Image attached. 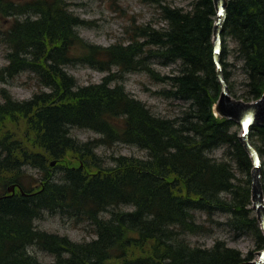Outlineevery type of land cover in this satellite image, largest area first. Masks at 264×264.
<instances>
[{
    "label": "trees",
    "instance_id": "1",
    "mask_svg": "<svg viewBox=\"0 0 264 264\" xmlns=\"http://www.w3.org/2000/svg\"><path fill=\"white\" fill-rule=\"evenodd\" d=\"M216 14L213 0H194L191 11L165 7L167 28L161 31L142 28L130 45L104 48L80 38L74 28L84 21L75 17L65 0L27 3L0 0V15L12 18L2 33L10 52L9 64L0 68V83L29 71L48 88L22 102L12 100L6 96L8 92L2 91L0 264H42L34 254L28 253L32 245L54 255L55 261L49 264H239L243 261L240 251L222 241L208 249L193 247L181 239L180 232L208 231L206 225L197 222L194 211L198 210L209 216L216 211H228L233 216L232 227L253 234L258 245L264 246V235L248 209L251 189L246 187L247 198L241 196L248 201L239 202L235 195L225 199L229 208H224L219 196L234 186L230 180L232 169L229 162L212 164L213 158L204 153L209 148L227 147L229 154L238 159L239 167L243 168V164L249 169L253 167L239 142L236 121L219 119L212 111L222 91L212 46ZM225 30L224 76L236 96L230 69L233 64L228 60L230 45L226 37H229L235 42L240 68L246 76V89L241 96L247 101L257 99L264 92V0H230ZM139 38L148 40L139 42ZM152 42L159 46L151 50ZM76 50L80 51L78 57L83 62L102 71L113 65L125 71L134 70L147 59V72L155 81L162 80L151 67L153 60L166 65L176 64L178 59L191 60L190 66H180L179 73L169 77L172 89L167 94L191 101L194 112L179 118L181 128H176L177 123L155 116L123 86H112L113 75L102 83L80 86L66 70L78 58ZM142 54L145 58L140 60ZM188 120L190 124L186 123ZM74 127L101 134L102 143L118 141L150 149L156 160L120 156L110 172H98L87 164L82 167L77 162L83 148L94 151L97 143L80 141L84 146L78 145V139L71 135ZM181 137L190 139L183 142ZM252 137L264 155V126H256ZM70 158L76 162L72 163ZM52 160H57L55 168L63 173L62 177H56L52 171ZM30 164L43 171L44 180L38 189L30 186L31 182L30 187L24 184L27 177L24 169ZM13 183L20 184L29 195L18 192L8 196L6 191ZM237 189L240 194L243 188ZM122 205L134 209L123 210ZM44 211L86 221L92 219L97 239L77 243L67 236L41 233L35 221ZM103 213L111 215L107 221L100 219L99 214Z\"/></svg>",
    "mask_w": 264,
    "mask_h": 264
},
{
    "label": "rangeland",
    "instance_id": "2",
    "mask_svg": "<svg viewBox=\"0 0 264 264\" xmlns=\"http://www.w3.org/2000/svg\"><path fill=\"white\" fill-rule=\"evenodd\" d=\"M17 3L30 2L32 0H15ZM69 5L75 17H79L84 23L78 27L75 26L80 38L87 44L98 47H110L112 45L128 46L132 40L136 39L137 33L142 28H148V31H161L168 27V22L161 16L163 5L166 7L181 8L185 11L193 9L194 0H65ZM165 7L163 9L164 16ZM33 14V13H32ZM12 18L0 15V68L8 64L7 53L8 47L3 39L2 33L6 31ZM139 42H144L146 39L139 38ZM151 41V40H149ZM153 47L156 49L159 46L152 42ZM230 54L228 57L229 63H232L231 73L233 75L232 81L234 82L235 92L240 99L244 93V83L246 76L240 68V60L237 58L236 45L231 41ZM149 46V45H148ZM83 49L82 46H78ZM147 51V46H144ZM76 57L80 51L76 50ZM144 56V55H143ZM182 61H177L176 64L164 65L163 63L153 60L152 69L162 81H155L150 77L147 72V59L142 61L134 70L125 71L118 66H112L109 70H99L91 67L86 62H83L80 57L66 67L67 71L76 79L77 83L81 86L102 83L103 80L113 75L114 78L110 82L111 85L123 86L127 93L135 99L141 101L148 107L155 116H162L167 119L173 120L178 125L179 118L189 116L193 111V103L189 100H181L171 98L167 92L172 89L170 76L179 73ZM181 75V74H180ZM167 77L164 79L163 77ZM46 86L39 81L37 77L29 72L24 71L17 76L10 78L7 82L0 83V101H4L2 91L5 90L6 96L8 95L14 101H28L33 98L35 94L45 92ZM177 121V122H176ZM235 131L240 133V130L235 127ZM71 135L78 139L77 144L84 146L82 143H92L95 141L96 148L93 150L87 147L83 148V153L79 157L77 163L83 167L85 164L89 165L92 169H103L106 167L115 166V159L120 156H127L134 159H149L150 153L147 149L140 147L137 144H129L125 142H109L102 143V135L89 129L74 127L71 129ZM82 143H81V142ZM77 144L75 146H77ZM80 147V146H79ZM207 155L217 162H229L232 171L235 174L234 185L243 188L238 192L237 187L234 192H223L222 195L226 199H232L235 195L237 199L241 197V193L246 190V187L251 185V171L243 164V168L238 166L237 158L229 154L227 147L217 148L207 151ZM73 159V158H70ZM72 163L76 162L75 159L70 160ZM122 162H120L121 165ZM123 164V163H122ZM54 167V166H53ZM262 167L264 173V155L262 156ZM26 177L24 184L28 187L34 186L38 189L41 182H43V171L28 165L24 169ZM57 177H62L57 168L52 169ZM31 182V185L30 183ZM30 185V186H29ZM37 191V190H36ZM250 200L252 203L251 190ZM1 194V190H0ZM248 195V191H247ZM124 210H132L133 206H120ZM228 209L229 206L224 205ZM251 207V206H250ZM196 214L197 222L207 225L209 228L206 232L200 233H182L180 232L181 239H184L193 247L211 249L215 246L217 241L224 242L228 247L239 250L243 258L256 260L258 252L263 248L258 245L254 235L250 233H241L240 230L232 228L230 221L232 214L228 211H216L212 216H208L203 211H194ZM43 215L35 221L37 230L45 231L49 234H57L63 237H68L77 243L91 242L97 239L96 227L92 219L89 221L76 219L73 217L65 216L60 213H51L44 211ZM251 218H255V212H251ZM100 217L108 220L110 214H99ZM29 251L34 254L37 259L43 264H49L55 261L52 253L42 250L38 246H29ZM117 250V249H114ZM115 252V251H113Z\"/></svg>",
    "mask_w": 264,
    "mask_h": 264
},
{
    "label": "water",
    "instance_id": "3",
    "mask_svg": "<svg viewBox=\"0 0 264 264\" xmlns=\"http://www.w3.org/2000/svg\"><path fill=\"white\" fill-rule=\"evenodd\" d=\"M217 10L219 11V19L215 26V34L216 37L218 36V32L220 30V23L221 19L223 20L227 16V7H228V1L227 0H214ZM219 52V51H218ZM217 52V53H218ZM216 63L219 66V55H216ZM219 72V71H218ZM221 72V70H220ZM220 78L222 80L221 74ZM232 107L233 109H229L228 107ZM226 109L228 112L226 113L224 111ZM239 109L246 110V112L250 113L252 116L248 118H242L239 114ZM232 110V111H231ZM215 113L220 116L221 118H227L231 120L237 121L239 124H241L244 127V133L240 136L241 144L243 145L246 152L251 157L252 161L255 163V167L253 169V201L255 202L254 209L257 212V218L258 221L264 230V212H261V210H264L260 207H258L257 200H261V194L258 193V189H261L260 181L262 176L261 171V157L257 151V149L254 147L253 143L251 142L250 134L252 127L255 124H263L264 125V93L263 95L256 101L247 103L241 100L234 99L230 94V89L227 86V84L223 83V91L221 92L220 99L218 103L214 107ZM249 116V115H248ZM14 187H12V190ZM260 258L256 260L255 262H245L242 264H264V251L259 253Z\"/></svg>",
    "mask_w": 264,
    "mask_h": 264
},
{
    "label": "bare ground",
    "instance_id": "4",
    "mask_svg": "<svg viewBox=\"0 0 264 264\" xmlns=\"http://www.w3.org/2000/svg\"><path fill=\"white\" fill-rule=\"evenodd\" d=\"M2 2H3V0H1ZM228 1V7H229V2H230V0H227ZM29 2V1H28ZM25 3H27V2H25ZM59 3V2H58ZM62 3V2H61ZM213 4H214V7H215V11H216V17H215V23H214V28H213V31H212V46H213V49H214V63H215V65H216V67H217V78H218V81H219V83L221 84V89H222V91H223V83H225V84H227V86L229 87V89L231 88V86H230V84H229V82L226 80V78H225V76H224V67H223V64H222V53H223V45L225 44V33H226V30H225V28H226V22H227V17H228V7H227V16L222 20L221 19V23L219 24L221 27H220V30L219 31H217L218 32V36L216 37V34H215V26H216V23L218 22V19H219V11L217 10V6H216V4H215V2H214V0H213ZM2 5V4H1ZM3 6V5H2ZM164 7H166V6H163L162 7V10H161V16H162V18L164 17L163 16V9H164ZM174 8V7H173ZM6 15H7V13H6ZM8 15H9V13H8ZM13 15V14H12ZM30 20V19H29ZM75 29V28H74ZM24 37V36H23ZM226 39H228V43H229V45L231 44V38H227L226 37ZM234 42V41H233ZM235 43V42H234ZM230 47H231V45H230ZM162 48V47H161ZM10 49V48H9ZM16 49V48H15ZM235 50H236V52L238 51L236 48H235ZM140 51V50H139ZM219 51V52H218ZM218 52V53H217ZM137 53H139L138 51H137ZM141 53V52H140ZM144 53V52H143ZM219 55V66L217 65V63H216V55ZM134 55V54H133ZM143 58H145V56H143V54L141 55V57H140V60H142ZM62 60V59H61ZM60 59H59V61H61ZM146 59H144V60H142V61H145ZM135 61H138V60H135ZM164 61H165V59H164ZM163 61V62H164ZM178 61H182V65L183 66H187V65H189V64H191L192 62H191V60H188L187 59V61H183L182 59H178ZM176 62V61H175ZM60 63V62H59ZM63 63V62H62ZM67 63V62H66ZM61 64V63H60ZM164 65H166V64H164ZM190 66V65H189ZM188 67V66H187ZM190 68V67H189ZM187 70V69H186ZM220 70H221V72H220ZM188 71V70H187ZM219 71V72H218ZM183 73H184V71H183ZM220 74H221V77H222V80H221V78H220ZM183 75V74H182ZM112 86H114V85H112ZM221 91V92H222ZM264 93V92H263ZM262 93V94H263ZM231 94V96L232 97H237V96H234V94L233 93H230ZM219 99H220V97L218 98V100H217V102L214 104V106H213V109H214V107H215V105L218 103V101H219ZM235 99V98H234ZM258 99V98H257ZM236 100H241V101H244V102H247V103H251V101H247V100H245L243 97H240V99H236ZM148 108V107H147ZM229 109H233L232 107H228ZM149 109V108H148ZM224 111L227 113L228 111L226 110V109H224ZM232 111V110H231ZM237 111H239V116L240 117H242V118H248V117H251L252 115L250 114V113H248V112H246V110L244 109V110H242V109H239V110H237ZM152 112V111H151ZM249 115V116H248ZM167 119V118H166ZM224 119H227V118H224ZM168 120H170V119H168ZM228 120H231V119H228ZM171 121H173V120H171ZM233 121H235V120H233ZM174 122V121H173ZM186 123L187 124H190V120H188V121H186ZM257 125H260V126H264L263 124H257ZM187 125H185V124H182V127H186ZM174 127H176V128H181L180 127V125H175ZM187 131V130H186ZM185 131V132H186ZM188 135H190V134H188ZM187 136V135H186ZM188 139H190V137L188 138ZM188 139L187 138H184V137H181V141H183V142H185V141H188ZM193 139V138H192ZM142 146V145H141ZM2 147L0 146V149H1ZM145 149V148H144ZM4 150V149H3ZM148 151H149V153H150V158L149 159H141V158H138V160H144V161H148V160H156V157H155V155H154V153L152 152V150L150 151V149H147ZM209 150H211L210 148L209 149H206L205 151H204V153L205 152H207V151H209ZM246 151V150H245ZM247 153V152H246ZM258 153H259V155H260V157H262L263 155H262V153L260 152V151H258ZM4 154V153H3ZM2 154V155H3ZM248 154V153H247ZM208 156V155H207ZM248 156H249V154H248ZM211 158V157H210ZM211 162H212V164H214V165H218L219 164V162H217L216 160H214V159H211ZM141 163H143V162H141ZM251 163H252V165H253V167L250 169V171H251V185H250V187L249 186H247V187H249V188H251V196H252V203H251V205H252V207L254 208V205H255V202L253 201V192H252V190H253V178H254V174H253V169H254V167H255V163L254 162H252L251 161ZM147 165V164H146ZM111 167H114V166H111ZM111 167H106V168H103V169H97L96 171H98V172H110L111 171ZM117 167V166H116ZM123 167V166H122ZM110 169V170H109ZM114 170V169H113ZM261 171H262V176H261V181H260V188L261 189H258V193H262L261 194V200L260 199H258L257 200V203H258V207H260V208H262V209H264V173H263V169L261 168ZM92 175V174H91ZM232 175H233V179H230V180H232V181H234L235 180V174H234V172L232 171ZM19 177H20V175H18ZM66 176V175H65ZM47 177H50L49 176V174H48V176ZM57 177V176H56ZM52 180V179H51ZM61 180V179H60ZM65 181V180H64ZM57 182V181H56ZM66 182V181H65ZM157 182V181H156ZM54 183V182H53ZM231 183V182H230ZM234 183V182H233ZM52 184V183H51ZM60 184V183H59ZM70 184V183H69ZM234 185V184H233ZM57 186V185H56ZM61 186V185H60ZM64 186H65V184H64ZM68 186V185H67ZM236 186L234 185L232 188H231V191L230 192H234L235 190H234V188H235ZM225 190V189H224ZM247 191H248V188L245 190L244 189V192L243 193H241V196H243V197H248L247 196ZM7 192V191H6ZM220 192V191H219ZM228 192V191H227ZM22 194H25V195H29V194H27L25 191H24V189H23V192H22ZM31 194V193H30ZM20 195V194H19ZM222 195V194H221ZM10 196H12V195H10ZM33 196V195H32ZM16 197V196H15ZM25 197V196H24ZM242 197V198H243ZM219 198H221V200H220V202H221V204L224 206V205H227V206H229L228 205V199L227 200H225L226 198H224L223 196H219ZM217 201H218V199H217ZM246 201H248V200H246ZM128 202V201H127ZM239 202H240V199H239ZM245 203V202H244ZM243 203V204H244ZM220 204V203H219ZM232 204H230V206H231ZM68 206H69V204H68ZM213 206V205H212ZM211 206V207H212ZM217 206V205H216ZM219 206V205H218ZM69 207H71V206H69ZM216 208V207H215ZM72 209V208H71ZM74 209V208H73ZM67 210V209H66ZM68 211V210H67ZM74 211V210H73ZM79 210H77L76 212H78ZM193 211V210H192ZM202 211V210H201ZM69 212H71V211H69ZM131 212V211H130ZM261 212H264V210H261ZM74 213V212H73ZM79 214V213H78ZM82 214H84V213H82ZM86 214V213H85ZM118 214V213H117ZM74 215H76V214H74ZM191 216V215H190ZM238 216V215H237ZM100 217V216H99ZM112 217H114V216H112ZM236 217V216H235ZM190 218V217H189ZM100 219L101 220H106L107 221V219H105V218H102V217H100ZM100 220V221H101ZM192 220H194V219H192ZM105 221V222H106ZM110 221V220H109ZM99 222V221H98ZM114 222V221H113ZM111 223V222H110ZM102 224H104L103 222H101V225ZM98 225V224H97ZM98 226H100V224L98 225ZM98 228H100V227H98ZM169 230V229H168ZM167 230V231H168ZM172 230V229H171ZM38 231H40L41 233L43 232V231H41V230H38ZM174 232V231H173ZM44 233H45V231H44ZM47 234V233H46ZM49 234V233H48ZM174 234V233H173ZM49 235H55V234H49ZM57 235V234H56ZM170 235H172V234H170ZM60 236V235H59ZM57 238V237H56ZM61 238V237H60ZM173 238V237H172ZM60 240V239H59ZM173 240V239H172ZM169 242V241H168ZM171 242V241H170ZM175 242V241H174ZM180 242V241H179ZM33 244V243H32ZM36 244H38V242L36 243ZM39 244H41V243H39ZM171 244H172V242H171ZM184 245V244H183ZM173 246H175V245H173ZM178 247V246H177ZM42 248V247H41ZM44 248V247H43ZM61 248V247H60ZM161 249H159V250H161L162 251V247H160ZM51 249V248H50ZM56 250V249H55ZM63 250V249H62ZM164 250V249H163ZM22 251V250H21ZM27 251V250H26ZM161 251H160V253H161ZM54 252V251H53ZM63 252V251H62ZM65 252V251H64ZM28 253L29 254H32L30 251H29V248H28ZM21 255V254H20ZM19 255V256H20ZM33 255V254H32ZM58 255V254H57ZM159 255V254H158ZM162 255V254H161ZM59 256V255H58ZM58 256H57V258H58ZM167 256V255H166ZM27 257H29V256H27ZM35 259V258H34ZM63 259V258H62ZM58 261V260H57ZM43 264V263H42Z\"/></svg>",
    "mask_w": 264,
    "mask_h": 264
}]
</instances>
